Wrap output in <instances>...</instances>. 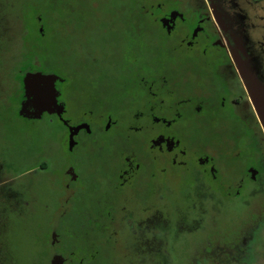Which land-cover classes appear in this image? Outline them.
Segmentation results:
<instances>
[{"label": "flooded vegetation", "instance_id": "obj_1", "mask_svg": "<svg viewBox=\"0 0 264 264\" xmlns=\"http://www.w3.org/2000/svg\"><path fill=\"white\" fill-rule=\"evenodd\" d=\"M45 1L34 18L18 13L23 50L11 99L0 98V202L10 204L0 234L8 216L42 203L50 215L33 264L197 261L173 255L178 223L226 234L215 219L229 215L207 213L195 188L229 205L236 186L247 202L264 166L233 40L239 4L222 0L221 29L207 0ZM31 73L56 77L46 98L30 94ZM175 194L186 202L180 220L164 215Z\"/></svg>", "mask_w": 264, "mask_h": 264}, {"label": "rangeland", "instance_id": "obj_2", "mask_svg": "<svg viewBox=\"0 0 264 264\" xmlns=\"http://www.w3.org/2000/svg\"><path fill=\"white\" fill-rule=\"evenodd\" d=\"M6 1L0 0V98L5 100L11 99L12 64L23 50L22 40L16 36L22 26L19 22L18 11L15 13L14 9L7 6L8 4L11 5L14 0H9L8 4ZM31 1L39 8L42 7L44 11L45 0ZM207 1L217 24L222 29L221 20L218 18L220 15L224 17L223 14H225V9L221 7L223 5L222 0ZM232 1L234 4H239L240 10L237 9V13L242 18L241 21H238L239 26L236 27L233 35L236 52L239 53L240 58V61L237 59L238 66L240 65L243 71V81L248 94H250L264 136V0ZM110 2L115 3V0H110ZM42 16L46 21L47 18L44 13ZM231 52H233L232 49ZM236 52H233L235 60ZM55 58L56 61L60 62L59 56ZM259 167L261 168L259 183L245 192V195L250 193L247 202H243L242 197L236 198V186L230 187L233 195L229 198V205L221 203V195L215 188L211 186L202 189L195 188V192L199 194L197 202L203 204V209H206L207 213L213 212L218 217L220 214L229 215V219H215L219 223V227L223 222V226L227 227L226 231H228L226 234L219 233V230L215 231L216 227H214V231L209 232V234L206 233V230L198 228L199 225H196V229L192 227L190 231L185 229L183 223H178L181 230L179 229L174 235L175 240L179 242V247L172 251L175 257L197 259L191 264H264V166L262 159ZM43 205L45 204L40 203L31 208V204L30 206L28 204L27 210L21 212L23 216L13 217L12 214L8 216L6 226H9V233L0 234V264H13V261L16 264H33L35 262L34 259L38 257L39 249L34 246V235H37L39 239L43 238L39 241H44L45 235L40 233L46 231L50 215L48 210L43 209ZM169 205L164 207L165 217L169 216L171 213L169 210L172 208L176 213L174 217L178 220L182 219L186 210V202L180 200L179 195L175 194ZM3 207H10V204L7 201H1L0 209ZM225 210L227 211L225 212ZM190 211L191 209L187 208L186 212ZM17 219H21V222H16ZM242 220L244 227L253 226L244 230L243 235H241L240 230ZM10 222L12 223L11 226ZM2 227L3 221L0 220V232ZM152 236L155 240L162 238L157 231H154ZM169 237V232L166 230L163 236L165 244L163 243L164 245L160 247L166 259L171 258V251L169 252L167 247ZM209 240L212 242L211 246H208ZM64 241L68 245L72 244L70 239H64ZM159 241L163 242L162 240ZM243 258L250 261H243L242 263ZM212 259L217 260V262H210ZM220 260H224L225 263L219 262Z\"/></svg>", "mask_w": 264, "mask_h": 264}, {"label": "trees", "instance_id": "obj_3", "mask_svg": "<svg viewBox=\"0 0 264 264\" xmlns=\"http://www.w3.org/2000/svg\"><path fill=\"white\" fill-rule=\"evenodd\" d=\"M12 9L20 13V18H34L35 13L39 12V7L31 0H14ZM15 12V13H16Z\"/></svg>", "mask_w": 264, "mask_h": 264}, {"label": "snow or ice", "instance_id": "obj_4", "mask_svg": "<svg viewBox=\"0 0 264 264\" xmlns=\"http://www.w3.org/2000/svg\"><path fill=\"white\" fill-rule=\"evenodd\" d=\"M27 87L30 94L36 95L38 99H43L47 97L50 83L39 78H33V80L27 83Z\"/></svg>", "mask_w": 264, "mask_h": 264}, {"label": "water", "instance_id": "obj_5", "mask_svg": "<svg viewBox=\"0 0 264 264\" xmlns=\"http://www.w3.org/2000/svg\"><path fill=\"white\" fill-rule=\"evenodd\" d=\"M33 77V78H39L43 81L49 82L50 84L54 82V79L56 78L54 75H49V76H44L41 73H31L27 78H26V84L29 82V78ZM28 88V87H27ZM53 90V88H52ZM262 115V113H261ZM263 117V116H262Z\"/></svg>", "mask_w": 264, "mask_h": 264}]
</instances>
